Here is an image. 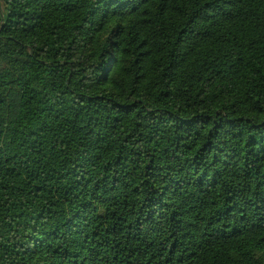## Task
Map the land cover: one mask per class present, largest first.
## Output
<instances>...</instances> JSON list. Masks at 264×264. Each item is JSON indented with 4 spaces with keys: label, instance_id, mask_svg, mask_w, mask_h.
Here are the masks:
<instances>
[{
    "label": "trees",
    "instance_id": "16d2710c",
    "mask_svg": "<svg viewBox=\"0 0 264 264\" xmlns=\"http://www.w3.org/2000/svg\"><path fill=\"white\" fill-rule=\"evenodd\" d=\"M0 264H264V0H0Z\"/></svg>",
    "mask_w": 264,
    "mask_h": 264
}]
</instances>
